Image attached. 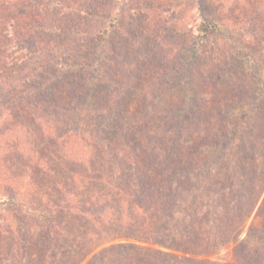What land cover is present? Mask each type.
I'll return each mask as SVG.
<instances>
[{"label":"rangeland","instance_id":"obj_1","mask_svg":"<svg viewBox=\"0 0 264 264\" xmlns=\"http://www.w3.org/2000/svg\"><path fill=\"white\" fill-rule=\"evenodd\" d=\"M18 5L23 7L15 13L7 12V7L17 8ZM30 10L35 16L44 13L52 17L48 24L53 28L56 25L68 29V32L56 30L47 34L53 48L51 56L68 54L77 48L82 37L72 33L71 23L80 22L77 25L82 26L86 34L104 28L110 21H118L120 26L104 52L111 57L110 62H106V80L113 83L116 96L121 97L115 100L107 90L100 104L109 100L122 113L119 119L123 125H138V139L144 147L147 146L150 125L159 126L168 119L169 112L176 113L187 107L195 111L202 107L205 110L204 128L199 131L194 128L196 132L185 145L189 148L197 146L195 151L191 149V153L198 155L201 163L216 161L217 156L225 152L224 147L213 143L218 130L230 131L234 127H246L250 122L249 113L253 111L256 98L255 76L259 86L264 88V0H123L122 3H110L109 0H0V19L2 16L9 18L1 19L0 23V95L12 91L28 73L38 71L50 62L49 53L32 56L19 50L30 40V37L25 38L26 25H9L14 17L22 18ZM63 11L69 17L68 27L66 20L60 17ZM96 13L104 18L95 16ZM208 21H216L220 30L211 34L203 44L196 45L199 28ZM36 29L33 33L37 32ZM248 58L255 60L254 72ZM94 79L95 74L90 71L70 72L57 83L60 85L55 87L57 92L53 98H46V95L38 100L17 97L13 103L11 99L5 110H0V132L4 131V124L8 121L7 139L20 138L33 152L31 156L39 152L50 164L54 161L58 170L68 171L66 158H75L84 152L89 160V172L80 175L85 189L80 193L83 202L90 201L97 194L113 195L114 198L104 203L112 207L111 220L95 232L91 226L82 228L79 222L70 220L68 239L55 255L44 245L36 224L22 220L10 206L0 205V215L15 223L10 232L3 226L0 230V264H140L156 250L174 256L169 257L168 264H185L186 254L183 252L169 251L149 241H158L156 229L159 224L152 220L145 227L144 217L140 216L137 227L132 211H126L124 218H121L122 213H117L120 207L127 208V201L132 202V197L126 182L119 181L113 168L103 159L94 135L100 119L89 116L82 119L86 142L81 140V147L70 143L65 145L67 138L60 145L50 146L43 137L44 124L38 117L46 115V121L48 115L57 117L58 105L69 101L77 104L78 99L82 101L83 95L90 92ZM41 100L46 103L37 105ZM258 129L255 133L257 139L264 142V104L258 115ZM203 133L206 137L201 136ZM68 138L75 137L70 133ZM121 141L122 138H118L114 145L121 147ZM0 142L5 143L1 134ZM125 151L130 152V148ZM251 155L249 163L253 158L261 160L262 155L256 149ZM1 161L0 170L9 174L5 177L0 171V188L4 185L2 180L11 176L16 179L8 180V186H16L25 162ZM223 169L224 173L218 179L221 184L232 187L231 178L223 180L225 174L230 175V168L226 165ZM73 177L72 172L61 177V181L69 183ZM196 217L200 222L201 216ZM134 226L136 229L133 230ZM152 233L155 234L148 236ZM240 252L231 244L218 249L213 257L200 252L191 257L211 264H244L238 258ZM177 258L183 260L177 262Z\"/></svg>","mask_w":264,"mask_h":264},{"label":"trees","instance_id":"obj_2","mask_svg":"<svg viewBox=\"0 0 264 264\" xmlns=\"http://www.w3.org/2000/svg\"><path fill=\"white\" fill-rule=\"evenodd\" d=\"M109 1L122 3L123 0ZM21 6L7 7L6 10L15 13ZM64 12L60 17L66 20L68 27L69 17ZM96 15L104 18L100 13ZM18 18L22 19L21 22ZM1 19L9 18L2 16ZM50 19L53 18L48 14L35 16L30 10L26 16L14 17L10 22L9 25H26L24 29L28 30L25 38L30 37V40L27 44H22L19 50L32 56L49 53L50 62L40 70L28 73L12 91L1 94L0 110H5L11 99L13 103L17 97L38 100L42 95H46V98H53L57 92L55 87L60 85L57 83L66 73L90 71L95 74V79L91 83L90 92L83 95L82 101L78 99L77 104L69 101L58 105L57 117L48 115L46 121V115L38 117L42 118V134L50 146L60 145L62 140L67 138L65 145L70 143L81 147L80 141L86 142L82 119L88 116L94 120L100 119L94 135L100 145L103 159L113 168L115 177L126 182L132 197V202L127 201V208L120 207L117 211L119 215L122 213L121 218L125 217L126 211H132L131 215L135 216V221L138 222L137 227L140 216L144 217L142 220L145 227L152 220L159 224L156 229L158 241L148 240L166 250L183 252L186 254L185 264H211L212 262H202L192 257L196 252L213 257L218 249H225L231 244L237 251H241L238 258L242 263L264 264V142H260L255 134L259 130L258 115L264 104V88L259 86L256 76L253 81L256 98L253 101V111L249 113L250 122L246 127H234L230 131L219 129L213 143L224 147L225 152L217 156L216 161L201 163L198 155L191 153V149H197V146L189 148L185 144L189 142L188 138L193 132H196L194 128L198 131L204 128L202 121L205 110L202 107L195 111L192 107H187L176 113L169 112L166 115L168 119L159 126L150 125L147 146L144 147L138 139V125H123L119 119L122 113L109 100V103L100 104L107 90L111 91L109 95L115 100L121 97L116 96L117 91L113 83L105 77L106 62H110L111 57L104 50L108 48L111 37L120 26L117 25V20L86 34L83 33L82 26L77 25L80 22L71 23L72 33L82 37L77 48L68 54L58 53L57 56H51L53 48L47 40V34L56 30L68 32V29L56 25L53 28L48 24ZM34 23L38 26L29 27ZM35 29L38 34L33 33ZM219 30L220 26L216 21L204 23L199 28L195 44H203L211 34H216ZM247 60L254 72L252 66L255 65V60ZM2 78L7 80L6 77ZM39 102L46 103L41 100L37 101V105ZM4 125V131L0 132L1 137H5V143L0 142V161H23L25 165L16 186H8L7 183L16 177H3L0 205L10 206L22 220L36 224L44 245L52 253L56 255L65 245L70 234L67 226L70 220L79 222L82 228L91 226L94 232L111 220L109 215L112 207L104 203L114 198L113 195L97 194L90 201L83 202L84 197L80 193L85 189L82 187L80 175L89 172V160L84 152L75 158H66L68 171L58 170L54 161L50 164L39 152L31 156L33 152L27 149L20 138L7 139L10 130L8 121ZM70 133L75 137L72 140L68 138ZM201 136L206 137L204 133ZM118 138H122L120 148L114 145ZM127 147L130 152L125 151ZM253 149L262 155L261 160L253 158L249 163L248 160L253 157ZM226 165L230 168V175L225 174L223 180L231 178L232 187L221 184L218 179L220 174L224 173L223 168ZM0 171L2 176L9 174L8 171ZM72 172L75 177L70 179L69 183L61 181ZM46 186L49 187L45 189ZM197 215L201 216L200 222ZM2 226L10 232L15 223L0 215V230ZM153 234L155 233L148 236ZM169 257L174 256L166 251L156 250L140 264H168ZM181 260L176 259L177 262Z\"/></svg>","mask_w":264,"mask_h":264}]
</instances>
